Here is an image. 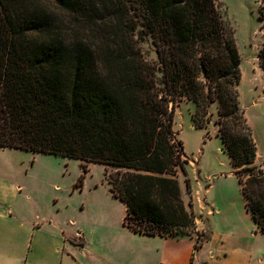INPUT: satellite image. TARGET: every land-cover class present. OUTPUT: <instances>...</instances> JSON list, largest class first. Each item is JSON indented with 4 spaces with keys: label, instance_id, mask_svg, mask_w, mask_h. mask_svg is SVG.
Segmentation results:
<instances>
[{
    "label": "trees",
    "instance_id": "trees-1",
    "mask_svg": "<svg viewBox=\"0 0 264 264\" xmlns=\"http://www.w3.org/2000/svg\"><path fill=\"white\" fill-rule=\"evenodd\" d=\"M263 40L264 10L258 8ZM148 37L156 60L146 58ZM240 55L224 0H0V147L99 163L125 205L123 224L157 236L192 235L188 163L175 107L211 121L264 233V171L239 100ZM204 238L195 242L200 246ZM200 240V241H199Z\"/></svg>",
    "mask_w": 264,
    "mask_h": 264
},
{
    "label": "crops",
    "instance_id": "crops-1",
    "mask_svg": "<svg viewBox=\"0 0 264 264\" xmlns=\"http://www.w3.org/2000/svg\"><path fill=\"white\" fill-rule=\"evenodd\" d=\"M212 105L217 110L216 103ZM214 133L217 136L216 127ZM210 177L237 183L241 204L227 194L209 197ZM206 179L204 196L199 197L192 188L186 194L179 178L195 229L204 233L195 248L193 234L154 236L124 225L125 205L105 178L97 189L82 190L71 205V195L60 188L36 190L27 177L0 175V264H259L258 240L264 233L246 208L233 166Z\"/></svg>",
    "mask_w": 264,
    "mask_h": 264
},
{
    "label": "rangeland",
    "instance_id": "rangeland-1",
    "mask_svg": "<svg viewBox=\"0 0 264 264\" xmlns=\"http://www.w3.org/2000/svg\"><path fill=\"white\" fill-rule=\"evenodd\" d=\"M228 19L234 30V37L240 55L241 80L239 84V100L245 111L252 136L256 143V164L264 171V71L259 64L258 52L263 40L262 21L258 19V8L264 10V0H224ZM142 50L149 60H156L155 47L151 38L142 43ZM194 105L183 99L175 107L173 130L184 146L188 160L186 165L189 186L192 194L203 197V189L208 181L207 176L214 171L228 172L232 165L223 149L221 140L215 136L214 123L217 116L215 106L211 105L209 112L211 121L205 128H196L191 120ZM80 160L64 156L33 153L21 149H3L0 147V175L9 173L27 177L36 190L50 191L59 189L66 195H71V205L79 198L82 190L85 192L97 189L104 177L103 166L93 163L89 166L83 180V186L74 187L81 170ZM89 165V163H87ZM196 166L200 169L197 173ZM182 184L184 177L179 176ZM212 177V176H211ZM210 177L209 197L217 198L226 195L229 199L241 204L242 196L237 183L230 180L215 181ZM58 186V187H57ZM184 192H189L184 188ZM229 203V202H228ZM224 206H228L227 203ZM196 237L204 238L200 230L191 231ZM200 241V240H199ZM261 262L264 264V236L258 240Z\"/></svg>",
    "mask_w": 264,
    "mask_h": 264
},
{
    "label": "built area",
    "instance_id": "built-area-1",
    "mask_svg": "<svg viewBox=\"0 0 264 264\" xmlns=\"http://www.w3.org/2000/svg\"><path fill=\"white\" fill-rule=\"evenodd\" d=\"M195 238H196V240H197V239H198V236L196 235V237H195Z\"/></svg>",
    "mask_w": 264,
    "mask_h": 264
}]
</instances>
